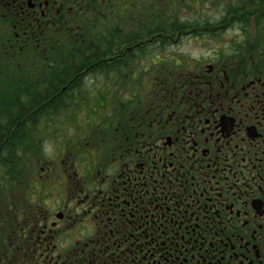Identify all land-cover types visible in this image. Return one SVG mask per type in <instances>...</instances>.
Instances as JSON below:
<instances>
[{
  "label": "flooded vegetation",
  "instance_id": "flooded-vegetation-1",
  "mask_svg": "<svg viewBox=\"0 0 264 264\" xmlns=\"http://www.w3.org/2000/svg\"><path fill=\"white\" fill-rule=\"evenodd\" d=\"M151 12L180 24L148 40ZM88 30L129 38L102 42L127 65L99 107L46 123L37 177L22 154L28 212L0 227V264H264V0H0V62L42 68L11 74L30 139L35 80Z\"/></svg>",
  "mask_w": 264,
  "mask_h": 264
},
{
  "label": "trees",
  "instance_id": "trees-1",
  "mask_svg": "<svg viewBox=\"0 0 264 264\" xmlns=\"http://www.w3.org/2000/svg\"><path fill=\"white\" fill-rule=\"evenodd\" d=\"M146 19L147 25L150 26L146 33L148 40L158 33L151 26L163 28L180 24L177 19L175 20L172 16L166 14L158 15L151 12L147 14ZM161 31L167 32L166 29H162ZM99 32L100 36L93 32V30H88L81 37L70 39L73 41H84L87 43L85 45L73 44L74 47H67L64 51L60 48L56 49L57 52L55 51V54H52L50 59V66L45 67L44 70V72L51 74L52 78L50 80H35V85L38 87L32 88L35 93L34 97H32L34 100L32 105H34L36 110L33 118V140L29 138L28 124L24 127L23 124L17 126L16 122H12L15 121L14 119L18 114L23 115L26 112L25 108L31 104L28 101L22 102L21 99L23 97L19 98L20 94H17V90L26 89L27 86L23 85V83H17L11 78V74H7L5 79L0 78V227H7V223L14 224V219L17 216H23V213L28 212V207L25 203L28 193L24 188L27 186L31 170L28 167L23 168L24 160L22 154L28 153L31 148L34 149L37 177L38 162L44 160L43 138L45 136L44 132L47 130L46 123L57 118L59 119L61 116L64 117L65 112L66 114H70L80 108H91L93 105L99 107L103 101H107L110 97H108L107 90L112 89L110 85L111 79L106 75L118 72L120 68L127 65L124 62L113 64L103 61V58L113 53L114 50H118L119 47L104 45L102 42L108 40L123 41L129 38L125 39L124 36L119 38L118 32H115L114 37H111L110 33H107V30H99ZM137 38L140 39V37ZM2 62L5 61L1 60L0 63ZM131 65L134 66V62ZM35 67L31 66L30 68L27 64H23L18 71L24 74L32 71H42L40 65L39 67ZM47 68L48 70H46ZM85 71H87V74L99 75V77H94V79L87 81L80 79L74 81L71 77L63 79H54L53 77V75L59 73L77 74ZM2 74L6 73L3 72ZM78 82L84 83L85 86L80 87L77 84ZM87 82L90 84H87ZM94 82H98L97 85L93 84ZM138 82L140 80H131L133 84L132 88ZM43 83L46 84L43 85ZM120 84H127V82L121 81ZM46 89H49L47 98L44 94H40V91L44 92ZM62 90L65 91L62 92ZM115 98H120V94L119 97L115 95ZM49 99L50 102H48ZM7 121H10V124L1 127V122ZM13 131L15 132L13 133ZM2 154L4 155L2 156Z\"/></svg>",
  "mask_w": 264,
  "mask_h": 264
},
{
  "label": "rangeland",
  "instance_id": "rangeland-1",
  "mask_svg": "<svg viewBox=\"0 0 264 264\" xmlns=\"http://www.w3.org/2000/svg\"><path fill=\"white\" fill-rule=\"evenodd\" d=\"M191 48L192 47H187V50L190 51L189 49H191ZM0 69H1V71H3L6 74H13L14 72H19L18 71V68H17V62H13L12 60L9 61V62H2V63H0ZM10 72H13V73H10ZM0 78L5 79L6 77L4 75H2V76H0ZM75 116H76L75 114H70V115H67V118L69 120H72V118H74ZM56 121H59V119L57 118V119H54V120H52L50 122H56ZM50 147H51V142H48V143H46L43 146V148L45 149V152L43 154V157H44L43 159L47 158L46 156L49 153Z\"/></svg>",
  "mask_w": 264,
  "mask_h": 264
},
{
  "label": "bare ground",
  "instance_id": "bare-ground-1",
  "mask_svg": "<svg viewBox=\"0 0 264 264\" xmlns=\"http://www.w3.org/2000/svg\"><path fill=\"white\" fill-rule=\"evenodd\" d=\"M74 81H77V80H75V79H73ZM77 84H79V86L80 87H84L85 85H84V83H82V82H78ZM4 154H2V156H3Z\"/></svg>",
  "mask_w": 264,
  "mask_h": 264
}]
</instances>
